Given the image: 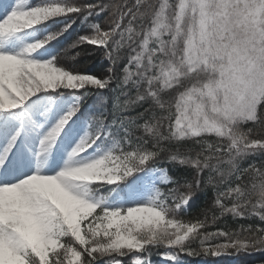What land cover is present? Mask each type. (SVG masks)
Wrapping results in <instances>:
<instances>
[{
  "label": "snow or ice",
  "instance_id": "1",
  "mask_svg": "<svg viewBox=\"0 0 264 264\" xmlns=\"http://www.w3.org/2000/svg\"><path fill=\"white\" fill-rule=\"evenodd\" d=\"M261 107L264 0H0V264L264 251V135L242 128H264ZM205 184L221 215L261 223L189 247Z\"/></svg>",
  "mask_w": 264,
  "mask_h": 264
},
{
  "label": "trees",
  "instance_id": "2",
  "mask_svg": "<svg viewBox=\"0 0 264 264\" xmlns=\"http://www.w3.org/2000/svg\"><path fill=\"white\" fill-rule=\"evenodd\" d=\"M123 0H108V3H122ZM127 2L129 3V6H131V1L127 0ZM155 4L157 3V0L153 1ZM171 3H175V0H171ZM127 3V4H128ZM79 30V25H77V29ZM129 49L125 48V49H121V54L124 56L125 61L127 59V55L129 53ZM123 73L121 72V75ZM109 95H112L111 93H109ZM123 101V98H121V102ZM112 110V104H109L108 106V111ZM138 111H142V109H135V110H129V112L127 114H131V115H135L136 112ZM261 114L264 115V107H261L260 109ZM243 130L247 131L249 129H254L255 130V134L256 135H264V128L258 127V126H254L251 123H245L244 125H242ZM185 147H193L192 142L191 141H187L185 142ZM164 155V154H162ZM194 155V153H193ZM253 160H255V162L257 164L260 163V160L262 159L261 157L257 156V157H253ZM160 165H163L165 167L168 168L170 174H172L174 177L177 178H187V179H191L192 176V170L186 167H181L178 164H173L170 163L167 158L161 159L160 161L157 162ZM205 176H207V172L204 173ZM202 189L203 191L201 192V194H199L197 196V198L195 199L194 203L191 205L190 207V211L186 214L183 215L181 218L185 221H190V220H205V216L206 213L208 211H211L212 209L214 210V201H215V192L213 191V186L212 185H202ZM181 191H183V189H181ZM224 203H228L226 200L222 201ZM216 215L220 214L221 212L218 210H214L213 211ZM260 220L258 217H249V218H239V217H233L231 214H224V215H220L219 217L217 216L216 218V223L213 224L210 228L207 229L208 232H216L218 230H224L226 232H233V233H240L241 236H247L248 233L246 231H242L241 230V226H247V225H257L260 224ZM190 247L192 249H195V244L194 245H190ZM252 259H248V258H243L242 261L239 260L237 264H264V251L263 252H256L255 255L253 257H251Z\"/></svg>",
  "mask_w": 264,
  "mask_h": 264
},
{
  "label": "rangeland",
  "instance_id": "3",
  "mask_svg": "<svg viewBox=\"0 0 264 264\" xmlns=\"http://www.w3.org/2000/svg\"><path fill=\"white\" fill-rule=\"evenodd\" d=\"M130 1H131V6H132L134 3V0H130ZM153 1L154 0H150L151 3L155 4ZM107 2H108V0H107ZM175 2H176V0H175ZM25 3H35V0H25ZM157 3H158V0H157ZM128 5H129V3H128ZM117 39H119V37H117ZM106 63H109V66H111L110 62L106 61L103 56H99V54H97L95 61L93 63H91L89 65V67L97 75L104 76L106 74V71H107V69L105 68ZM202 191H203V189L201 186L200 190L197 193V196L199 194H201ZM197 196H196V198H197ZM195 199H194V201H195ZM194 201H193V203H194ZM214 207H215L214 210H218L221 212L220 208L218 206H216L215 203H214ZM214 210L212 209L211 211H208L206 213L207 216H205V220H203V221H206V226L204 227V229H202L201 236H198L194 239H190L187 242L189 247H190V245L195 244V247H196L195 249H197V250L200 249L201 248V239H202L203 234L212 233V232H208L207 229L210 228L213 224H215L217 216L219 217L221 215V213L216 215L213 212ZM223 241H224L223 237L212 238V239H209L208 241H206L204 246H209L211 244L221 243ZM166 251H169V249H167L164 246H159V247L150 246V247H148L147 250L142 253V259L144 261V264H149V262H150V264H162L164 257H162L161 254L166 252ZM176 251H178V250H176ZM256 252H263V251L252 249V250L247 251V252L241 251V252L237 253L235 250L230 249L227 254H223L219 257H210V256H205L203 254L190 257L187 255L186 252L185 253H179V255L183 261V264H237L238 261L239 260L242 261L243 258L252 259L251 257H253ZM125 264H131V262L126 259Z\"/></svg>",
  "mask_w": 264,
  "mask_h": 264
}]
</instances>
